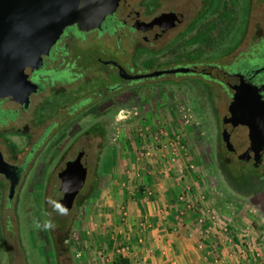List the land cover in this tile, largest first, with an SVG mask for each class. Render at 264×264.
Segmentation results:
<instances>
[{
    "label": "rangeland",
    "instance_id": "rangeland-1",
    "mask_svg": "<svg viewBox=\"0 0 264 264\" xmlns=\"http://www.w3.org/2000/svg\"><path fill=\"white\" fill-rule=\"evenodd\" d=\"M209 1L154 0L148 5L146 0H122V12L138 10L148 19L173 11L180 15L179 21L151 43L142 41L140 33L125 30L118 41L119 31L104 32L98 38L94 31L85 32L78 45L70 44L71 53L77 54L75 65L80 67L76 73L80 76L61 83L42 81L25 109L7 98L0 101L4 110L0 152L3 159L21 168L10 196L8 181L0 175V264H81L86 262L85 255L89 259L96 254L100 248L95 244L104 233L97 228L107 217L103 213L109 212L105 192L122 191L120 176L134 166L131 161L138 146L149 145L151 155L146 158L153 156L158 144L149 135L160 126L170 136L179 135L183 155L203 172L212 199L236 196L239 205L256 208L264 221V186L261 193L244 196L229 187L216 166L218 153L224 161L235 159L221 141V117L229 98L219 84L197 73L169 72L142 77L140 84L121 86L110 94L105 89L110 86L100 79V65L94 61L95 56L105 59L120 55L123 65L140 72L191 63L221 65L264 44V0H234L222 8L230 14L221 18L213 7L215 1ZM201 11L203 16L193 23ZM209 18L215 21L212 43L205 46L203 57L186 63L178 57L179 50L195 46H180L177 40L196 33ZM67 55L70 58L64 61L72 58L70 51ZM147 60L150 68H146ZM62 65L54 58L45 68ZM89 79L92 81L85 82ZM92 89L100 91L87 92ZM118 92L132 96L109 107L96 105L105 99L109 102ZM88 95L89 101L69 111L75 99ZM78 150L86 163L84 182L71 207L62 212L57 173ZM262 158L260 173L264 172V154ZM247 221L254 223L253 219ZM48 223L52 227H46Z\"/></svg>",
    "mask_w": 264,
    "mask_h": 264
},
{
    "label": "crops",
    "instance_id": "crops-1",
    "mask_svg": "<svg viewBox=\"0 0 264 264\" xmlns=\"http://www.w3.org/2000/svg\"><path fill=\"white\" fill-rule=\"evenodd\" d=\"M179 149L173 163L161 155L165 153L159 146L148 159L133 157L134 166L120 176L122 191L108 195L105 192L109 212L103 213L107 217L97 228L104 232L95 244L100 249L89 258L91 261L85 255L86 262L81 264H111L116 254L126 257L127 264H241L238 251L250 249L253 254L249 264H264L261 212L239 205L241 201L236 196L212 199L210 186L205 185L203 172L194 163L192 169L178 175L179 165L192 163ZM185 184L192 189L194 198L179 212L183 204L177 203L175 196ZM145 188L150 190L149 195L144 193ZM246 219H253L254 223ZM219 224L226 225L230 241L219 234ZM242 227L246 232L243 247L239 244Z\"/></svg>",
    "mask_w": 264,
    "mask_h": 264
},
{
    "label": "water",
    "instance_id": "water-1",
    "mask_svg": "<svg viewBox=\"0 0 264 264\" xmlns=\"http://www.w3.org/2000/svg\"><path fill=\"white\" fill-rule=\"evenodd\" d=\"M120 0H0V99L8 97L27 107L28 96L37 89L36 79L29 75L40 69L42 57L49 53L63 30L74 26L78 31L99 29L105 17L118 6ZM180 15L159 12L150 21L154 27L152 38L173 27ZM144 30V29H143ZM188 65L163 67L136 74L132 78L155 76L169 72H189ZM208 75L217 81L227 82L231 75L215 64L209 66ZM231 100L227 116L221 118V140L227 150L237 158H251L253 166L260 161L264 144V84L239 83L228 85ZM246 150L240 151L237 147ZM15 166L2 158L0 173L5 177ZM86 163L76 156L64 162L58 171L61 197L58 205L69 209L84 182ZM10 179L8 196L14 187ZM61 209V208H60Z\"/></svg>",
    "mask_w": 264,
    "mask_h": 264
},
{
    "label": "flooded vegetation",
    "instance_id": "flooded-vegetation-1",
    "mask_svg": "<svg viewBox=\"0 0 264 264\" xmlns=\"http://www.w3.org/2000/svg\"><path fill=\"white\" fill-rule=\"evenodd\" d=\"M122 0L119 1V4ZM119 4L116 7V9L108 16L105 17L104 21L101 24V27L99 29H89L87 31H78L74 26H69L63 30V32L60 34L59 38L55 42L54 45L51 46L49 53L45 56L42 57V64L39 70L32 72L29 75V78L31 80L36 79L37 81V89L35 90L38 91L40 88L41 82H66L70 80L76 79V77L80 76V73H76V71L79 69L80 66L75 65V62L77 60V54H72L71 53V45H78V39H81V34H84L85 32L88 31H94L96 33L95 38H98L99 35L102 33L106 32L108 34L115 33L119 31L118 34H116V40H119L120 33L125 30L127 32H135V33H140V38L142 41L151 43L153 40L159 38L161 34H159L156 38H152V32H154V27L152 24H149L151 19L154 17L152 16L151 18H144L140 15V12L138 10H132L130 8L126 9L124 12L119 10ZM173 12V11H171ZM179 19L177 20L178 23ZM177 23L175 25H177ZM144 29V30H143ZM169 29V28H168ZM156 32V31H155ZM143 48L146 49V47L143 46H136L134 48ZM115 49V48H114ZM70 51V55L72 58L68 61H64L66 57L70 58L67 54ZM142 52L139 54L141 55ZM120 55H117L116 57H111V58H105L102 59L101 56H95L94 61L100 65V68H98L99 73H100V79L103 80V82H106L107 85H109V88H105L108 93H112L116 91V89L120 88L121 86L123 87H129V86H136V84H140L142 78H132V76L136 74H141L143 73L139 71V69H134L133 67H130L129 65H123V59L119 57ZM54 58H57L59 60V63H63L61 67H55V66H50L48 68H45V66L48 63H52V60ZM213 64V63H206V64H193L191 63L190 67H192L194 70L189 71L192 73H197L203 77H205L208 80H211L213 82H216L219 84L225 92H227L226 97L229 99L226 102V107L225 111L222 115L227 116V107L228 104L231 100V93L228 85H231L232 87H237V85L241 83H249L252 85H257L259 86L260 84H264V44L262 46L257 47V50L255 52H248L244 53L241 56H235L232 58V60L229 63H223L221 65H217L219 68H224L225 71L229 74H231L227 78V82H221L217 81L211 76L208 75V67ZM187 65V64H186ZM199 66V67H197ZM50 71L54 72L51 73ZM74 76L73 78H70ZM94 80V79H93ZM92 81V79L85 80V82ZM84 82V83H85ZM70 91V90H67ZM95 91H100L97 89H92L87 92H95ZM32 92L28 96V103H29V97L31 94L35 93ZM66 92V91H64ZM62 92V93H64ZM102 92V91H101ZM100 92V93H101ZM133 92V91H132ZM262 96L264 94V89L261 90ZM113 98L108 102L106 99L105 101H99L96 105H102L103 107H109L112 104L119 103V102H124L127 100L128 96L131 97L132 93L127 94L123 92H118V95H113ZM110 96V98L112 97ZM91 96H86V97H78L77 99L74 100V103L70 106L69 111L71 112L74 110V108L78 105H81L83 103H86L87 101L90 100ZM9 99L8 97L1 98L0 101L4 99ZM109 98V99H110ZM15 102V101H14ZM18 107L22 108L21 105L17 102H15ZM28 105V104H27ZM26 108V107H25ZM23 108V109H25ZM4 113V110L0 109V122L3 120L1 119L2 114ZM8 115V114H7ZM221 117V118H222ZM222 131V128H221ZM222 141V140H221ZM223 143V142H222ZM240 151H245L246 148L243 146L237 147ZM226 149V148H225ZM227 150V149H226ZM228 153L232 154L235 159L238 161L244 162V163H252L253 160L251 158L245 159L244 157L237 158L235 154L233 153L232 150H227ZM78 154L73 156L72 158L81 156V151L78 150ZM263 154H264V144L261 150L260 154V161L263 159ZM70 158V159H72ZM5 160V159H4ZM68 160V159H67ZM11 165H14L15 168H12V172L8 174L7 177H5L3 174L0 173L4 178L7 179L8 181V186L10 183V179L14 181L16 184V181H18V177L20 174V165H16L12 163L9 160H5ZM66 161V160H65ZM64 161V162H65ZM259 163L257 165H259ZM64 165V163H63ZM61 169V168H60ZM59 169V170H60ZM61 192V191H60Z\"/></svg>",
    "mask_w": 264,
    "mask_h": 264
},
{
    "label": "trees",
    "instance_id": "trees-1",
    "mask_svg": "<svg viewBox=\"0 0 264 264\" xmlns=\"http://www.w3.org/2000/svg\"><path fill=\"white\" fill-rule=\"evenodd\" d=\"M153 1L154 0H146L148 5H150ZM214 1L215 3L213 4V7L218 10L216 11V14L220 18L230 14L228 11H223L222 8H225L227 4L234 3V0H210L209 3H213ZM201 16H203V11L198 13L192 22L195 23V21ZM207 22L208 23L204 27L200 25L197 32L193 35L184 39L181 37L179 40H177L176 43H180V46H195L193 49L186 48L179 50L178 57L186 60V63L195 62L196 60L193 59L199 58L201 56L203 57V54L206 52L205 46H208L212 43V39H210V33L215 27V21L213 18H209ZM150 59L151 58H148V60ZM146 63L148 65L146 68H150V62L148 61ZM237 161V159H229L228 161H224L221 153L216 155V166L223 180L232 190L236 191L237 193H241L244 196H252L254 194L261 193L264 186V172H259L260 165L253 166V164L249 162L244 163ZM127 262L128 259L126 257H120L117 254L111 259V264H127Z\"/></svg>",
    "mask_w": 264,
    "mask_h": 264
},
{
    "label": "built area",
    "instance_id": "built-area-1",
    "mask_svg": "<svg viewBox=\"0 0 264 264\" xmlns=\"http://www.w3.org/2000/svg\"><path fill=\"white\" fill-rule=\"evenodd\" d=\"M153 141L155 143L158 144V146L161 148V151L165 153V155L161 154L166 161L168 160L170 163H173L176 159V152H178V149L181 150L182 147V143H180L179 141V135L175 134L173 136H170L166 129H164L162 126L157 127L156 131H154L151 135H149ZM182 147V148H181ZM151 152H150V146L149 145H144L142 144L140 147L138 146V151H137V156L138 158H146L147 156H150ZM194 167V164L191 162H186L183 166L179 165L176 168V173L178 175H183L185 170L188 169H192ZM144 193L146 195H149L151 192L148 188L143 189ZM193 196H192V189L190 188L189 185L185 184L181 187V189L179 190V192L176 194L175 196V200L177 203H182L183 206L180 207L179 212H182L184 207L187 208L191 202H193ZM212 218V216L210 217ZM201 222V220L199 221ZM240 231H243V229H245L244 227L240 228ZM218 232L221 235V237H223V239H229V235H228V230L226 228V225L224 224H219L218 227ZM243 234V235H242ZM240 235V240H239V244L240 246L243 247L244 243H245V239L244 236H246V232L243 231ZM230 241V239L228 240ZM214 246V259L217 260V254H218V249L216 247V244L213 245ZM235 246V244H234ZM238 251V250H237ZM245 251V250H244ZM251 249L248 252H239V262L241 264H249L251 256H252V251Z\"/></svg>",
    "mask_w": 264,
    "mask_h": 264
},
{
    "label": "clouds",
    "instance_id": "clouds-1",
    "mask_svg": "<svg viewBox=\"0 0 264 264\" xmlns=\"http://www.w3.org/2000/svg\"><path fill=\"white\" fill-rule=\"evenodd\" d=\"M58 207L61 208V211H62V212H66V211H67V209L64 208L62 205H58ZM39 226H40V225L37 224V227H39ZM46 227H52L51 223L46 224Z\"/></svg>",
    "mask_w": 264,
    "mask_h": 264
}]
</instances>
